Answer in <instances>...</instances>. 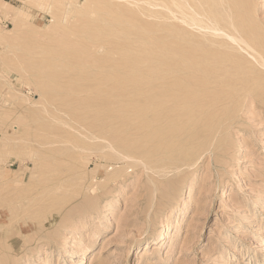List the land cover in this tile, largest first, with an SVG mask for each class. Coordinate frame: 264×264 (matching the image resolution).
<instances>
[{"label": "rangeland", "instance_id": "374dc122", "mask_svg": "<svg viewBox=\"0 0 264 264\" xmlns=\"http://www.w3.org/2000/svg\"><path fill=\"white\" fill-rule=\"evenodd\" d=\"M158 1L0 0V264H264V67L194 85Z\"/></svg>", "mask_w": 264, "mask_h": 264}, {"label": "bare ground", "instance_id": "6f19581e", "mask_svg": "<svg viewBox=\"0 0 264 264\" xmlns=\"http://www.w3.org/2000/svg\"><path fill=\"white\" fill-rule=\"evenodd\" d=\"M5 4H7V3H5ZM158 5L168 6L170 12L174 15V17H176V20L183 24V25L180 24L181 27H184V25H185V28L187 27L188 36L186 38H182L181 37L182 35L180 36L178 34V36L180 38L178 39V42H176L178 44L177 51L175 52V56H176L175 67L177 68V71L180 72V73L187 72V73H191V74H197V72H202L203 74H205V73H209L210 74V76H208V78L204 76L202 80L195 81V83H193L194 85H202V84L208 85L209 83H212L211 82L212 71L216 73V76H217L216 78H218V80L215 83H221L222 79L219 78V76H221V75L218 74V72L219 71H223L224 69H227V71H230L231 68H229V67H243L247 63H249V65L253 66V69H254V67L257 66L256 63H258L259 65H262L264 67V28L258 27V26H256L254 24V20L257 19L256 15H254V14H253V19H252V18H250V15H249V17L246 16V15L249 14L248 12H247L248 14L245 13V16H244L245 19L247 17L246 22H241V20L237 21V19L234 18V15L236 13L241 14V12H243L242 10L244 8L249 9V11H250L251 7H247V3H242L241 5H239L237 0H170L169 4H167V2L165 0H159L158 1ZM253 5L255 7V4H253ZM0 9H1V7H0ZM15 10H16V8H15ZM19 12L22 15H26L25 11H19ZM252 21H253V24L251 23ZM164 27H166V26H164ZM191 28H198V32H200L201 35L197 34ZM181 29L182 28H179V31H181ZM191 35H194L196 37L192 38ZM157 40H159V39H156V41ZM183 40H184V42L187 45L186 46L187 48H186L185 52H183V48L181 47V45H182L181 43H182ZM154 41H155V39H154ZM193 43H195V44H203L204 46H207L211 52H209L208 50H204V55L203 56H197V57L194 56L193 57L192 55H190V54L194 53V51H195V49L193 48ZM241 43H243L245 46H243ZM237 47H239V49H241V50H245V52H247V54L251 58H253V60L256 63L253 60H251L248 57V55L246 56L245 54L240 52ZM149 49H150V47H149ZM218 51H220V52L224 51L225 55L224 56H220V55H217V54L214 53V52H218ZM153 52H154V50H153ZM115 53H118V52L115 51ZM185 54L188 55V58L185 57V59H183V56H185ZM147 56H149V52L147 53ZM219 58H221V59H219ZM187 59H189V60H187ZM146 60H148V59H146ZM146 66H147V64H146ZM140 68L142 69V67H140ZM149 70H150V68H149ZM146 72H148V71L146 70ZM236 74H237V72H236ZM239 74H242V73L239 72ZM134 77L132 76V78H134ZM156 81H158V80H156ZM156 83H158V82H156ZM226 83L227 82H225L224 87L226 86ZM139 85H142V84H139ZM147 85H148V83H147ZM134 89H136V88H134ZM221 89H222V87H221ZM92 92H94V91L92 90ZM144 95H145V93H144ZM150 96H151V94H150ZM168 101H170V100H168ZM144 102H146V101H144ZM146 103H148V102H146ZM190 106H191V104H190ZM182 109H184V108H182ZM187 110L190 111L191 109L189 110V108H188ZM199 110H200V106H199ZM169 112H173V111H169ZM177 113H179V112H177ZM191 114H193L192 111H191ZM180 115L181 114H179V116ZM186 115H188V113ZM208 115H210V114H208ZM146 117H148V116H146ZM180 117L178 119H180ZM191 119H193V118H191ZM179 123H181V122H179ZM134 124L136 125V123H134ZM180 125L178 124V128H180ZM211 127H212V125H211ZM194 128H195V126H194ZM158 136L159 135H157L155 133V139L157 140L158 143H161L162 140ZM176 139L179 140V142H180L179 144L180 145L174 146V148L173 147L170 148L171 151L169 152V154H171V155H167L168 156V160H167L168 163L164 162V164L166 166L165 168H171V170L179 169L178 167L180 166V162L181 161L182 162L185 161L186 157L184 155L188 154L187 151H186L187 147H185L186 145H184V143H182L183 142L182 141V136H179ZM193 163H194V161H193ZM165 168H163V169H165ZM174 177H176V176H172V177L167 178L168 182L172 183L174 181ZM162 180H163V178H162ZM173 190H175V189L173 188ZM167 233L168 232H163L162 233L163 239L168 235ZM70 246H72V245H70ZM44 257H45L44 254H40V258L41 259H43ZM23 264H26V262L23 263Z\"/></svg>", "mask_w": 264, "mask_h": 264}]
</instances>
